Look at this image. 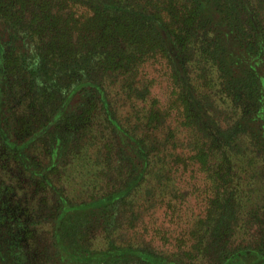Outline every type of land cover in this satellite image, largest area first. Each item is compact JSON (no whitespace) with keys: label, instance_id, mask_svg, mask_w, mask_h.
I'll list each match as a JSON object with an SVG mask.
<instances>
[{"label":"trees","instance_id":"16d2710c","mask_svg":"<svg viewBox=\"0 0 264 264\" xmlns=\"http://www.w3.org/2000/svg\"><path fill=\"white\" fill-rule=\"evenodd\" d=\"M263 85L264 0H0V160L33 157L5 109L39 146L65 264H264V197L239 225L258 176L232 149L244 135L264 168ZM198 173L211 193L190 218L179 180ZM2 183L0 264H33L39 223L13 237L28 189Z\"/></svg>","mask_w":264,"mask_h":264},{"label":"rangeland","instance_id":"374dc122","mask_svg":"<svg viewBox=\"0 0 264 264\" xmlns=\"http://www.w3.org/2000/svg\"><path fill=\"white\" fill-rule=\"evenodd\" d=\"M164 88V87H163ZM162 89V87H161ZM80 97L74 96V98L71 100L70 104L68 105V110H73L79 105ZM3 125L7 127L8 129L11 128L14 130V135L18 136V140L16 139L14 144L16 147H21L23 150L27 151L28 149L31 151V156H33L31 159L28 158L24 151L19 152L16 159L15 156L11 158V160L2 159L0 160V181H5V183H2V186H7V190H9V193L11 195H15L19 189H28L26 205L23 208L21 207L22 214L27 216L28 219L24 222L23 220H17L15 219L14 222H17L18 225L14 228L15 235L13 237H17L15 242L22 244V241H19V237L22 238L26 233L27 226L25 223L28 221H34V224L39 223V229L40 233L34 232V236L32 237L31 242L33 243V246L35 248L33 256L36 258V260L33 264H65L67 261V256L62 252V254H59L55 251L54 248V242L52 240L50 229H51V222L53 220V214L46 210H41L40 207L43 206V201H41L42 197L46 195L47 198H45V202H53L56 200V197L54 196V192H46L48 183L44 180L46 176V172H43L41 163H38L36 161L37 159V152H38V145H34V142H30L29 138L24 136L28 132V128L25 127V123L22 122V118H20L19 115H15L13 118L8 114V112L3 111ZM257 122L256 125H261L262 132L264 136V85L261 89V99L259 103V111L255 119ZM107 133V132H106ZM237 139L241 141L242 143L234 149L232 146V149L234 152L239 153L237 156V159L239 158L238 166H244L249 167L252 172H255L258 176L257 185L254 186L255 188L252 190V194L250 195V198L248 199V202L244 206L243 212L246 213V217H242V221L239 222V225L245 226L247 229L248 224L252 221L254 210L257 206H259L262 203V198L264 197V168L262 166L257 165L256 162H251L252 158L250 156L252 152V146L250 143H248L245 139V136L240 134ZM39 147V146H38ZM226 150H228V155L231 152V147H225ZM240 149V150H239ZM240 164V165H239ZM126 171V167L124 165L119 166L118 172H115L116 179H122L123 175L122 173ZM56 178V177H55ZM186 179V180H185ZM184 180H179V187L184 195L183 199L178 200V202L182 201L184 202L183 211L184 214L188 215V217L191 218L193 214H195L196 218H198V215L201 213L200 209H202L205 205V201L203 199H206L208 196H210V187L208 182H205L204 176L202 174H195V176L192 175L191 179L185 178ZM57 178L53 182L56 181ZM7 181V182H6ZM81 182H83V177L81 175ZM11 184V189L9 188V185ZM56 184V183H54ZM58 185V184H56ZM41 188V189H40ZM229 191L227 194L223 197V201L225 199H228V205H233V195H231L232 187L229 186ZM41 190V191H40ZM82 191L84 189H81ZM5 192V191H4ZM37 192V194H36ZM49 194V196H48ZM176 194V193H175ZM231 197V198H230ZM24 202V201H23ZM2 208V207H0ZM16 210H14L15 213ZM18 211H16V215L20 218H22V214H20ZM25 213V214H24ZM19 214V215H18ZM244 215V214H243ZM195 218V220H196ZM191 220V219H190ZM160 221V220H159ZM191 225L194 224L191 220ZM243 223V224H242ZM28 225V224H27ZM14 227V225H13ZM166 229L169 228L168 225L165 226ZM183 228V227H180ZM171 230V229H170ZM179 232L180 229H177ZM235 236L239 237L242 236V231L238 228L235 230ZM166 233V231H164ZM161 232V233H164ZM174 235V234H173ZM211 233H206L205 230H203L199 235L198 238L203 240L204 246L207 245V242L211 241ZM152 237L151 234L146 235L144 237V241L148 242L149 238ZM139 238V237H138ZM185 241L187 242V245L190 244L189 236L184 237ZM184 241V242H185ZM169 242V241H168ZM171 242V241H170ZM166 243L163 244V242H154V246L159 248L160 250H164V252H173L175 251V241L172 243ZM173 246H172V245ZM20 264H26L23 262L22 259H20ZM129 264H133L132 262H129ZM164 264H170L169 262H164Z\"/></svg>","mask_w":264,"mask_h":264}]
</instances>
